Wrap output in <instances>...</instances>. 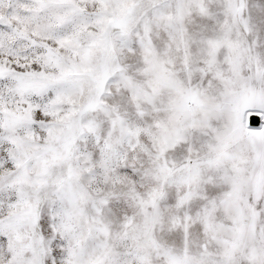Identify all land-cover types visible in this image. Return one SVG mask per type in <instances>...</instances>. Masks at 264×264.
<instances>
[{"label":"snow or ice","instance_id":"1","mask_svg":"<svg viewBox=\"0 0 264 264\" xmlns=\"http://www.w3.org/2000/svg\"><path fill=\"white\" fill-rule=\"evenodd\" d=\"M0 264H264V0H0Z\"/></svg>","mask_w":264,"mask_h":264}]
</instances>
